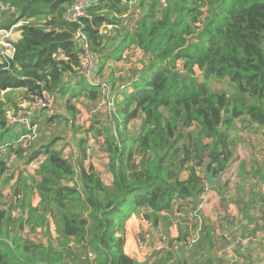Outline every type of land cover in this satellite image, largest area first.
<instances>
[{
    "label": "trees",
    "instance_id": "16d2710c",
    "mask_svg": "<svg viewBox=\"0 0 264 264\" xmlns=\"http://www.w3.org/2000/svg\"><path fill=\"white\" fill-rule=\"evenodd\" d=\"M72 1H0V30L14 29L17 34L9 41L12 55L0 62V150L7 148V157L13 152L25 165L45 156L37 180L31 177L29 184L36 186L41 202L46 200L51 218L62 224L63 237L58 243L38 244L23 236L43 217L39 205L24 204L29 190L21 177L22 186L13 189L8 207H0V264H149L150 257L138 261L126 254V221L136 215L156 229L177 214L186 219L206 191L201 170L205 155L209 154V171L216 177L234 161L229 131L236 120L246 118L264 130V0H181L175 5L169 0L177 11L174 18L168 7L159 15L160 0H138L136 27L123 29L118 44L104 29L124 27L135 7L129 6L131 0H98L81 26L63 18ZM79 28L91 52L99 55L100 69L115 80L106 88V99L112 101L111 124L104 127L91 121L85 130L96 133L107 154L109 183L91 164L85 165L88 139H81L82 151L72 162L55 147L57 136L26 151L18 142L28 133L25 126L6 123L5 115L16 112L17 103L29 96L46 92L56 101L64 100L75 118L73 99L105 90L89 84L74 69L82 52L75 38ZM130 51L142 56L141 65L130 73L124 67L119 74L111 72L109 62L127 63L132 56L123 54ZM209 78H228L235 94L210 92ZM22 89L24 96L14 101L10 95ZM46 111L39 110L35 120ZM55 117L59 118L57 110L46 122ZM137 119L138 131L129 135L130 124ZM9 169L0 161V176ZM237 173L244 181L250 174L241 168ZM256 196L263 200V195ZM14 207L20 215H13ZM243 210L250 212L248 204ZM186 234L179 238L184 241ZM157 258L154 264L169 261Z\"/></svg>",
    "mask_w": 264,
    "mask_h": 264
},
{
    "label": "rangeland",
    "instance_id": "374dc122",
    "mask_svg": "<svg viewBox=\"0 0 264 264\" xmlns=\"http://www.w3.org/2000/svg\"><path fill=\"white\" fill-rule=\"evenodd\" d=\"M1 1V0H0ZM161 9L160 14L164 13V7H168L172 13V17L174 18L177 15L176 8L170 7L168 4L169 0H160ZM181 0H173V4L180 3ZM138 0H131L129 6L135 5L134 8L130 10L131 15L127 20L124 21V27L120 28L118 26H111L105 28V32L113 35L117 38L116 44L120 41L123 35V29L127 31H131L136 27V23L139 20L140 12L137 10ZM1 6V4H0ZM192 7V6H189ZM147 8H144L142 11H145ZM204 11V9L202 10ZM40 18L44 16H39ZM38 22V20H36ZM35 20H30L31 23H37ZM188 21L195 22V18H189ZM13 29L8 30V37L4 38L5 41H14L17 38V34L12 31ZM1 37V35H0ZM131 55L130 60L124 64L121 61H111L109 62L108 68H111V72L114 71L116 74H119L122 67L130 73L131 69L134 67H139L142 62V56H138L136 52H125L123 55L126 57ZM12 55L11 49L8 46H4L0 44V62H2L5 58L10 57ZM96 63V72L98 76L108 84H111L115 81L113 78L107 77L108 72L100 69L99 64V55H95ZM141 59V60H140ZM110 72V73H111ZM109 85V84H108ZM206 85L208 90L212 93H225L229 96H233L236 92V88L234 84L228 79L225 78L222 81H219L215 78H209L206 81ZM105 92V93H104ZM112 95V94H111ZM14 101L19 100L24 96V90L14 91L11 95ZM111 100L106 99V91L100 90V94L92 95V94H83V96L79 98L73 99L71 103V107L74 109L75 118H72L71 114L65 109L64 100H57L55 105V110L59 115V118L54 119V121L46 122V117L49 113H47L40 119L35 120L34 117L39 116L36 114L33 117V122L37 124V128L35 130L36 139L35 142L30 144L27 147H24L26 151L29 150L30 147H35L43 142H48L52 137H58L60 140L59 144H56L55 147L61 149L63 156L72 162L79 157L81 153V139H88L86 144V157L87 161L85 165L88 166L91 164L95 169V172L98 176L105 182L109 183L112 174L109 171V160L107 158V154L104 153L102 146L99 144V140L97 139L96 133H85V130L91 124V121L96 123H102L105 127L106 124H111V116L113 118V109ZM140 119L135 120L130 124L129 127V135H135L138 131V127L140 125ZM89 134V135H87ZM58 140V141H59ZM229 143L232 147V155L234 161L229 166V168H237L241 171L249 172V181L253 187H256V184H260V181L264 178V130L257 126H251L246 118L243 120H236L232 129L229 131ZM17 145L21 147V145L17 142ZM29 147V148H28ZM22 148V149H23ZM9 157H7V148L0 150V161H3L7 166L10 167L9 171H6L4 174L0 176V207H8L11 199L13 189L22 186V179H26L27 190L29 192L25 194L23 200L25 205L31 206H40L39 215L43 217V221L40 223L36 220L35 230L31 231L29 227L23 232V236L26 237L33 243L40 244H49V243H58L63 240L61 235L62 224L59 221H54L49 213L46 211L48 205L46 204V200L41 202V197L37 192L36 186L31 187L29 182H31V177L37 180V171L40 168V165L43 163L45 156H40L34 162L25 165L24 159H18L16 154L9 153ZM23 158L26 155L22 156ZM254 159L255 161H253ZM234 174V173H233ZM185 176V172L180 173V178ZM226 178H230L233 176L232 173L227 175V171L225 172ZM225 178V177H224ZM238 178V177H237ZM226 180V179H225ZM231 184L237 186L235 190V197L233 201H230V204H234L238 207L237 210L239 212L242 210L244 202L250 197L251 189L247 188L246 185H242L235 178L231 179ZM21 197H19L18 202H20ZM228 204H225L227 206ZM14 206V205H13ZM12 207V206H11ZM14 216L20 215L17 207H14L12 211ZM27 209L22 212V215H26ZM259 215L264 216L263 207L259 210ZM182 220V218L178 215L172 216L167 222V226L170 227L174 224L175 218ZM186 217V215L184 216ZM161 223V222H160ZM162 224V223H161ZM164 227L165 224L163 223ZM170 237H168L165 246L168 247V242ZM140 240V237L138 238ZM167 244V245H166ZM172 247V246H171ZM169 248V247H168ZM173 251V247L170 248ZM169 250V249H168ZM162 260V258H159ZM166 264V263H165Z\"/></svg>",
    "mask_w": 264,
    "mask_h": 264
},
{
    "label": "crops",
    "instance_id": "0c3cea01",
    "mask_svg": "<svg viewBox=\"0 0 264 264\" xmlns=\"http://www.w3.org/2000/svg\"><path fill=\"white\" fill-rule=\"evenodd\" d=\"M237 172L238 169L232 167L228 169L227 175L232 173L231 179L235 178L243 186L246 185V189H251L250 197L243 204V207L248 204L250 212L243 210V207L239 212L236 205L230 204V201L236 199L237 186L231 184V179L225 176L229 182L223 190L206 187L197 209L188 212L186 219L175 218L171 227L165 223L164 227L160 223L154 229L132 215L125 223L126 254L138 261L150 257L149 264H154L156 257L162 260L168 257L166 264H264V216L258 214L262 207L264 210V193L260 191L259 184L253 187L248 178L244 181ZM256 194L263 195V200ZM197 223L201 226L199 239L193 247L185 249L179 237L189 234ZM170 236L173 239L169 238L173 251L168 254L164 247Z\"/></svg>",
    "mask_w": 264,
    "mask_h": 264
},
{
    "label": "built area",
    "instance_id": "2783aa9c",
    "mask_svg": "<svg viewBox=\"0 0 264 264\" xmlns=\"http://www.w3.org/2000/svg\"><path fill=\"white\" fill-rule=\"evenodd\" d=\"M98 0H73L72 3L66 7L63 13V18L66 21L82 25V18L86 17L88 8L92 5H96ZM0 44L8 46L13 52L12 46L4 38L8 37L9 33L5 30H0ZM4 37V38H3ZM75 38L82 45V52L78 65L74 68L81 77H83L89 84L98 85L101 89H105L109 86L102 77L100 78L96 74V59L95 55L91 52L88 44L87 37L78 29ZM18 110L16 112H9L5 115L6 123L24 125L28 133L21 136L18 142L22 145H29L36 137L35 130L37 124L33 122V117L41 109H47L49 113L55 110L56 100L53 95L49 93H42L39 96H29L28 99H22L18 103ZM109 106L112 104L109 103ZM259 189L264 193V178L260 181ZM201 232V226L198 225L196 229H193L183 241V247L190 249L198 241Z\"/></svg>",
    "mask_w": 264,
    "mask_h": 264
},
{
    "label": "water",
    "instance_id": "95a60500",
    "mask_svg": "<svg viewBox=\"0 0 264 264\" xmlns=\"http://www.w3.org/2000/svg\"><path fill=\"white\" fill-rule=\"evenodd\" d=\"M209 164H210V158H209V154L207 153L205 155V158L203 159L202 167H201L202 174L204 176L205 186L207 188H211V189H215L216 191H219L220 186L226 183V180L224 178L226 170H223L215 177L213 172L209 171ZM171 246H172V241L170 240L168 242V247L171 248Z\"/></svg>",
    "mask_w": 264,
    "mask_h": 264
}]
</instances>
